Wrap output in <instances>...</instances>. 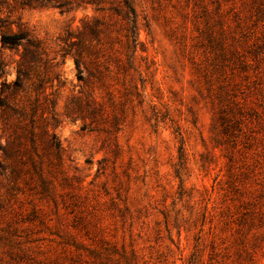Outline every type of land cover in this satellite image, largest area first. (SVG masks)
I'll return each mask as SVG.
<instances>
[{
	"label": "rangeland",
	"instance_id": "obj_1",
	"mask_svg": "<svg viewBox=\"0 0 264 264\" xmlns=\"http://www.w3.org/2000/svg\"><path fill=\"white\" fill-rule=\"evenodd\" d=\"M0 264H264V0H0Z\"/></svg>",
	"mask_w": 264,
	"mask_h": 264
},
{
	"label": "trees",
	"instance_id": "obj_2",
	"mask_svg": "<svg viewBox=\"0 0 264 264\" xmlns=\"http://www.w3.org/2000/svg\"><path fill=\"white\" fill-rule=\"evenodd\" d=\"M232 122H236V121H232Z\"/></svg>",
	"mask_w": 264,
	"mask_h": 264
}]
</instances>
